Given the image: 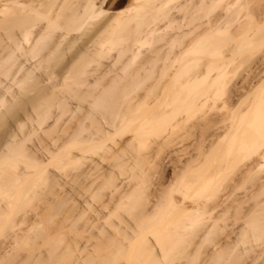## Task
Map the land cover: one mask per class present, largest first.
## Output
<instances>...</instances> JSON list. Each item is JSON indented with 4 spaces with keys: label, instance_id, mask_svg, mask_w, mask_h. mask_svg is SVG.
Wrapping results in <instances>:
<instances>
[{
    "label": "bare ground",
    "instance_id": "6f19581e",
    "mask_svg": "<svg viewBox=\"0 0 264 264\" xmlns=\"http://www.w3.org/2000/svg\"><path fill=\"white\" fill-rule=\"evenodd\" d=\"M251 2L252 0H110L106 3L107 5L105 7L98 8L99 6L96 7L98 2L94 3L90 2V0H0V78L1 76L2 78L5 76L4 79L6 80L10 78V83L11 80L13 82L19 74H23L25 76L24 78L28 76L27 78L30 80L35 77H47V90L42 95V99H44L43 105H45V112L43 111V113L45 115L41 120H43L42 123L44 124L50 121L49 119H54V122H57L59 119L67 117L68 114L70 115L67 118L71 119L72 116H77V112H84L81 119L79 116L77 117L80 120L76 127L70 126V128H67L68 130H71L70 132L68 131L65 133L64 131H67V129L62 130V133H65L64 137H60V142L62 141L63 143H61L62 149L64 148V145L75 142H89L86 146L96 144L97 148H101L106 145V142L112 138V136L121 135L125 133V131L132 132V135H134L135 138L136 136H142L143 138L145 136L150 137L149 135L151 134H149V132L152 128L154 130L153 126L161 123L164 124V126L171 125L169 129L174 133L176 132L178 138L180 137L181 139L182 137V139H185V141L187 140L188 142L198 127H206V122H214V115L218 114L219 116L218 112L222 108L226 105L231 106L230 108L226 107L229 108L228 110H230L231 113H226L224 116L221 115L223 116V118L221 117L220 123L222 125L219 126V124H217L220 129H223V132L220 134L217 133L215 136L213 135L214 137L212 139L207 136L210 140H208V143L204 142V145L207 144L205 145L206 152L212 150L211 154L213 153V156L208 159L210 162L208 168L214 170V175L209 176L211 178H206V175L204 177L203 172H201L203 173L202 176H200V173V177H196V180H198V178H200L199 180L202 179L201 186L202 189L205 190V187H207L213 180L215 181L219 176L222 177V174L225 173V171L229 172L232 170L233 172V169H236V167L239 168L240 165L246 166L248 170L250 167L249 171L251 174L252 170L264 168V76L259 78V75L256 74L260 69L258 67H255L258 69L257 72L255 69L254 72L256 73H244L243 75L240 72V70L242 71L243 69V64L241 63L235 65L233 75L231 69L232 66L236 64L232 59L241 54H237L235 50L237 51L240 48V50H242L244 46H247L245 48H249L253 45H251V43L255 40L258 41V39H264V27L261 26L262 21L258 22V19L256 20V18H259V13H255V9L252 10V6L250 7V5L254 3ZM110 11L113 12L111 14L112 16L103 19ZM252 13H255L257 17H255L254 14L252 15ZM241 14H243L242 17ZM249 15L251 19H249ZM261 15L264 16L263 10ZM243 17L244 20L246 17L248 19L247 21L249 22L250 20V22L244 23V20H242ZM252 19L256 20L255 23L253 22L254 20L251 21ZM260 19H263L264 21L263 17ZM258 61L254 63L256 66L260 65L257 64ZM261 61L264 62V60ZM251 71L253 70H250V72ZM167 75L170 77L167 78ZM58 77H61V81L56 82ZM167 79L168 81H166ZM259 80L263 81H260V83L258 82ZM17 83L18 81L15 80V84ZM20 83L22 82L20 81L17 85L24 89V87H22L24 86V83L23 85ZM37 84V80L28 81L26 87L35 88ZM0 85H2V81H0ZM6 88V92L11 90L10 87ZM11 95H13L12 92ZM3 97V95L0 96V107H3L5 103H7V99ZM11 98L13 97L11 96ZM36 107H38V105L35 106V108ZM236 107L239 108L238 112L233 110ZM53 108H56V110L54 111ZM158 108H161L162 111L155 113V109ZM38 109L41 111V108ZM197 112L198 114H196ZM199 112L201 114L203 113L205 118H201L202 120L197 123L195 122V124L192 123L193 126L189 127L191 122H193L192 120L194 117L197 119L200 117ZM247 114L253 115V118L251 120L244 118ZM224 119L227 122H225ZM65 123H67V121ZM47 129L51 130V128ZM53 129L54 128H52V130ZM162 129L164 130V128ZM56 130L57 133L56 131L50 133L58 134V129ZM200 130L204 131L203 129ZM165 133L166 132H164V134ZM43 135L41 138H43ZM46 135L49 136V133ZM61 135L63 136V134ZM22 141L25 142L24 140ZM185 141L183 140L182 142ZM57 142H59V140L55 142L56 144H59ZM138 143L142 144V142ZM23 144L25 145V143ZM56 144V147L54 146L55 148H57ZM22 145H18L17 147L14 146L15 148L10 152L12 155L0 159V229L9 224L7 222H10L9 218L14 214L17 217H11L10 219H14L12 220L14 222H12V225H9L11 226L12 231L13 228H16L14 231L17 229L18 231L22 230L19 229L18 225L21 224V222H27L29 214L31 216L32 213H30L29 206L32 204V201L34 202L35 200L43 203V205H40V207H42L41 209L39 207H37L36 210L32 208V211H34L33 215H36L34 217L37 218L39 216L38 218L44 217L43 219H49L51 218L49 216H51L52 213L49 215V212L47 211H53L54 207L57 208L58 204L56 203L61 201L58 200V198L62 199L60 198L61 194L59 196V192L57 191V193L53 189L59 184L58 176L55 177L57 174L52 176L47 173L45 174V170L42 167L44 164L42 158L37 157L38 155L34 156L29 154L26 147H23ZM81 148L83 147L81 146ZM115 148L118 149L117 147ZM58 150L56 149V151ZM73 150L74 149H72V151ZM77 150L80 151V149ZM46 151L50 152L49 149ZM60 151V154H64V152L62 153V150ZM113 151L114 150H112V152ZM51 152L53 151L51 150ZM69 152H71V150ZM206 152H204V154ZM57 154H59V151ZM73 154H68L66 157L58 155L59 157H62V160L59 161L60 163H58V165H60L57 170L66 174L72 173L71 175H65L66 178L68 177L73 180L78 177V180H81L80 177L85 175V171H82L81 169L79 172L74 171L78 168L77 166L82 165V163L86 161L82 160V158V162L79 163L81 160H78L77 156H73ZM254 154L256 157L253 156ZM218 157H223V159H219ZM22 158L28 160H24L26 166L29 164L28 167L37 169L34 173V175L36 174L35 181L33 180L29 185H26L25 183L26 187L24 188L22 186L24 189L19 187L23 180L20 179L21 182L18 183L19 178H21L19 176L22 175L17 172L18 170H15V166L17 165L14 166L12 162H16L15 159L21 162ZM186 160H188V158H186ZM10 161L12 163H10ZM9 163L13 166H10ZM88 163L86 164L88 165ZM7 166H9L8 169L15 167L10 169V171H14L13 173L10 172L12 174L4 169ZM89 168L90 167H88L87 170ZM180 171L182 170L180 169ZM164 172L167 176V171H163L162 174H164ZM238 172L241 171L238 170ZM184 173H186V171H182V176L180 175L181 177L176 173L179 178H174L173 181L175 182L174 184L172 183L169 185L170 189L166 187V189L170 190V200L165 204V209L163 210L162 208L163 211H160V209L156 216L149 214V212L147 213V211V214L141 216L140 227L142 232L146 231L144 237L151 236L154 238L155 242L149 240V238V241L139 245L138 248L141 238L138 237V239L135 240L134 236L128 234L132 237H128L127 244L129 245L128 247L125 246L127 247V250L123 255L126 264H160V262L162 264V262L167 261V259H171L168 261L169 264H171L172 261H174L175 264H187L184 263L186 262L184 261V257L180 256H183L186 253L188 254L190 248V255L196 257L195 261L192 262L193 264H264V214L259 215L261 211L264 213V206H261L263 199H258V197L263 195V191L261 192V189H259V191H257L256 194H253V196L248 195L250 192L246 193L245 195L249 197L248 203L250 204L247 207H244L243 205V207L240 206L242 202L239 201L240 196L238 201H236L239 205H235V203L231 202L232 204L228 203L229 205L225 207L224 202L227 201H225L224 196L228 190L227 186L230 185H221L222 187L220 189L218 188V193L215 192L217 188L216 190L213 188L215 190V195H213L214 192L211 191L212 196L209 194L210 198L201 203L193 199L194 196L192 198L191 195L194 193H190L189 195L188 191L191 187L193 188L195 180L191 183L189 182L190 180H186L187 182L184 181V175H186ZM259 175L260 174H257L256 177L250 175L252 176L250 179L247 176L244 177L241 175L243 178L239 176L234 182H237V186H239L242 183L249 181L252 186L256 187V180L260 181V179L264 178ZM185 177H187V175ZM71 179L70 181L72 182ZM162 179L163 180L160 181L164 182L165 174ZM245 179L248 180L246 181ZM82 180H84V177ZM232 181L233 180H231V182ZM81 183L82 181H80V184ZM82 184L81 188L83 189L84 185ZM157 184L161 185L158 182ZM4 187L7 189H16V191H14V189L12 190L17 193H15L16 196H14L15 194H13L12 191L11 195L14 196V198H12L11 195H5V193H3V189H5ZM74 189L72 191H74ZM256 189L258 188L256 187ZM8 190L10 192V189ZM23 190L24 192H22ZM21 192L25 195H21L22 198L27 201L19 198L20 194L18 193ZM141 192L142 194L139 195L142 196L145 191L142 190ZM146 194L145 196L148 195ZM150 194L152 193H149V198L151 197ZM176 195L180 196V198H177ZM55 196H58V198L55 199ZM227 197L228 195L226 198ZM154 199L158 202L156 198ZM20 200H23V202H19ZM146 200H144L143 203L146 204ZM187 202H190L193 206L188 207ZM121 206L122 205H120V208ZM125 210L126 209H124V211ZM221 213H223V215H221ZM140 214H142V211ZM33 215L31 217H33ZM205 215H208L209 217L206 218ZM248 216H250V219L246 221L249 222L247 224H251V226H249V228H241V222L244 221V219H247ZM42 218L41 220H43ZM65 220L66 219H64V221ZM145 221L147 222L146 224ZM203 221H205V223H203ZM3 222H6L5 226L3 225ZM55 222L57 224L58 221ZM73 223L74 222H72V225ZM201 223L203 225H201ZM61 225H63V223ZM61 225H59V228ZM68 225H70V222L67 226ZM74 226L76 225L74 224ZM61 227L64 228V226ZM55 228L52 230L57 232V229ZM104 228L106 230V227ZM3 231L4 230L2 229L0 232ZM124 231L125 230L123 229V232ZM57 233H59V231ZM47 234L50 236L48 232ZM9 235L12 236V234ZM8 236H6V238ZM10 236L5 243L12 239ZM51 236L53 235L51 234ZM99 236H101V234ZM108 236L109 234L106 237ZM112 236H114V234ZM15 237L13 235V239ZM37 237L41 236L37 235ZM68 238L70 239V237ZM22 239H26V237ZM2 240L4 239L2 238ZM29 240L25 243H29ZM39 240H41V238ZM75 240L76 239H71L72 242H75ZM122 240H124V238ZM122 240L121 243H123ZM66 241L67 240H64V243ZM0 242L1 255V252H3L4 249L7 251L8 246H3V244H5L4 241L3 244L2 241ZM14 242L12 241V245L17 243L14 244ZM41 242H43V240ZM72 242L70 244H72ZM74 242L72 247L75 246L74 244L77 246V243L78 245L82 244H79L78 239L77 243ZM20 243L17 244L16 248L20 247L18 246L21 245ZM98 243L101 244V242ZM102 243H104V241ZM58 244H60V242H58ZM62 244L63 243L60 245ZM100 244L99 246L101 247L102 245ZM187 244L191 245V247L189 248ZM28 246H30V244H28ZM99 246L97 248H100ZM123 246L119 247L116 252L114 251V254L121 252L120 250L124 251L125 249H122ZM24 247L26 248V246ZM81 249L83 250V248H80V251H82ZM85 249L87 250V247ZM72 250L74 249H71V251ZM113 250H116V248L114 247ZM113 250L110 249L109 252H112ZM51 251L53 252V248L50 252ZM104 251H106V249H104ZM42 252L41 256H45V254L42 255ZM69 252L70 251H68V253ZM99 252L100 255H105L102 254L101 251H98V253ZM7 254L6 252L5 254L2 253L3 256ZM90 254L92 253L90 252ZM96 255L94 258H96ZM51 256L52 259L57 257L56 255L53 256L50 254L48 259L41 260L44 263L49 264ZM69 256L72 257L71 255ZM90 256L87 258H91L92 260V257ZM115 256L116 255H114V257ZM176 256L180 258H176ZM191 256H189V258ZM100 257L101 256H99V259ZM7 258H9V256ZM63 258L59 259L63 261ZM87 258L86 260L84 259L85 261L81 260L87 262ZM106 258L108 259V257ZM65 259L64 261L68 260ZM17 260L20 261L19 259ZM57 260L58 259H56V261ZM111 260L109 262L110 264L114 261ZM36 261L37 260H35V262ZM2 262L4 261L2 260ZM2 262L0 261V263ZM38 262L40 264V261ZM73 262L75 261H72V263ZM77 262H79V260L76 261V263ZM89 262L87 263L90 264ZM61 263L63 264V262ZM61 263L59 262L58 264ZM55 264H57V262Z\"/></svg>",
    "mask_w": 264,
    "mask_h": 264
},
{
    "label": "rangeland",
    "instance_id": "374dc122",
    "mask_svg": "<svg viewBox=\"0 0 264 264\" xmlns=\"http://www.w3.org/2000/svg\"><path fill=\"white\" fill-rule=\"evenodd\" d=\"M102 1V2H101ZM105 1V2H104ZM108 1L110 0H90V2H98V4L96 5L99 6L98 8L100 7H105L108 3ZM251 3H254V4H251ZM250 4V7L253 9H255L254 11H256L255 13H259L258 17L259 18H256V20L258 22H261L263 21V19H260V18H264L262 14V10L264 11V0H252ZM261 3V4H260ZM258 4V5H257ZM249 7V8H250ZM254 7V8H253ZM250 8V9H251ZM239 9V8H238ZM262 9V10H261ZM259 10V11H258ZM258 11V12H257ZM261 11V12H260ZM244 12V11H243ZM113 12L110 11L108 14H106L104 16L103 19H107L108 16H112ZM255 13H252V15L254 14L255 17H257V15H255ZM243 14H241V17H242ZM246 16V15H245ZM252 16V17H254ZM249 19H251L250 15H249ZM244 20V17L243 19ZM241 20V21H242ZM246 20V21H245ZM245 20L243 21L244 23H249L247 21L248 19L245 17ZM254 20V21H253ZM255 19H252L251 21H253L255 23L256 21ZM264 37V36H263ZM240 38V36H239ZM262 40V41H261ZM258 39L255 40L253 43H251V47L249 48H245L247 46H244L242 48V50H235V52L240 55L238 56H235L232 60L235 61L236 64H234L232 66V75H233V71L235 70V65L241 63L243 64V69L242 71L240 70V72L244 75L245 74H251L255 71L256 69V72H257V68L255 67H258L260 68L258 71L259 72H254L256 73L257 75H259V78L260 77H263L264 76V62L261 61V60H264V39ZM250 45V44H249ZM245 49V50H244ZM235 53V54H236ZM232 56V55H231ZM257 59V60H256ZM259 60V61H258ZM253 61V62H252ZM257 62V64H260V65H255L254 63ZM261 61V63H260ZM255 65H253V64ZM253 65V66H251ZM262 65V66H261ZM253 67V69H252ZM263 68V69H262ZM234 69V70H233ZM250 70H253L250 72ZM262 70V71H261ZM231 75V76H232ZM4 76V75H3ZM25 76L22 74H19L17 77H16V81H18L17 84H19V82L21 81L23 85L24 83V89L23 88H20L21 86L15 84V80H11V82L9 83L10 81V78L9 79H4L5 76L2 78H0V81H2V85H0V96L3 95L5 97V99H7V103H5V105L3 107H0V159L2 157H6V156H9V155H12L10 152L12 151L13 148L17 147L18 145H22L23 143H25V145L23 144L22 146L26 147L27 149V152L31 155H38L37 157L39 158H42V162L44 163L43 164V169L45 170V174L47 173L48 175H54V174H57L55 177L58 178V183L55 188H53L56 192L58 191L59 192V196L60 198L62 199H59L58 196H55V199L58 198V200H61V201H56L58 204L57 205V208L54 207L53 208V211H47L49 212V215L51 214V218L47 219H43L42 217L40 218H36L34 216L36 215H33V212L32 211L34 208V210H36L37 207H39L40 209L42 207H40V205L42 206L43 203L41 202H38V201H32V204L29 206L30 208V213H31V216L33 215V217L28 216V220H27V224L24 222L21 224H19V229H22V230H19L18 229L16 230L17 232H20V233H17L16 231H14V229L16 228H13V231L16 232L14 233L12 231V228L9 224L12 225V220L14 219H10L11 217H17L15 216L14 214L11 215V217L9 218L10 222L6 221L7 223V228L6 227H3L2 229L4 230L3 232H0L1 236L0 235V238L2 241V244H3V241L4 243L6 242L7 238L9 239V234H12V239L8 242H11V243H5L3 244V246L7 245V251L4 249L3 252H1V262L2 260L4 262H2L3 264H39L38 261H40V264H43L44 262L41 260V259H48L49 258V255L52 254L53 256H57L55 259H52V256L50 257V262H53L51 264H55L57 262V264L60 262H63L64 263H67L69 262V264L72 263V261H75L73 262L72 264H82L87 257H92V260L91 258H87V262H89L90 264H108L111 261L112 264H126V260H125V257L123 256L124 253L126 252L127 250V247L129 244L128 243V237H132L134 236L135 240L139 238H141V241L139 242L138 244V248H139V245L141 244H144L146 243V241H149V240H152L155 242L154 238L151 237V236H145L144 237V234L146 233V231L142 232V229H141V216L143 214H147L149 212V214H152V215H157V213L160 211H163L166 207L165 204H167L168 200H170V190L166 189L169 188L170 189V184H174L175 179H178L179 177H181L182 175V171H186V174L187 177H185L186 175H184V181H189L190 183L191 182H194V185H193V188L191 187V189H189V195L190 193L193 194L191 195L192 198L194 196L193 199H195L196 201L198 202H204L206 201L208 198H210V196H212V192H214L217 188V190L215 191L216 193L219 192V189L222 187V186H226L227 184L230 185V186H227V191H226V194L228 195V197L226 198V194H225V201L227 202H224L225 203V207H227L229 204L228 203H235L238 204V198H239V201L241 202L240 206L241 207H247L248 205H250L248 203V199L249 197L246 196L245 194L246 193H249L248 195L250 196H253V194H256L257 191H259V189H261L260 191L262 192L263 191V195L261 197H258L259 200H262V205L261 206H264V168H261V169H256V170H252V174L250 173V167H249V170L248 168H246V166L244 165H240L239 168L243 169H239L236 167V169H233V172L232 170H230L229 172L225 171V173L222 174V177L219 176V178L215 179V181L213 180L211 183H212V186H211V183L205 187L206 189L203 190L202 189V186H201V180H199L200 178H198V180H196L199 176V174L201 172L204 173V177L206 175V178H211L209 176H213L214 174V170L208 168L209 167V164L210 162L208 161V159L210 157H212L213 153L211 154V151H208L206 152V149H205V144L204 145V142L205 143H208V140H210V138L212 139L215 134H220L223 132V129H220L217 124L222 125L220 124L221 123V117L223 118V116L226 114V113H231L230 110H228L231 106H225L224 108H222L218 113H219V116L218 114L217 115H214L213 119L215 120L214 122H206V127L205 126H202V128L198 127L197 130L193 133L194 135L192 136V138L187 142V140L185 141V139H180V137L178 138L176 132H172L171 129H169L171 127V125H165L164 124H156L154 125V130L153 128L151 129V133L149 132V135L150 137L148 136H145L144 138L142 136H136V138L134 137V135H132L133 133L132 132H128V131H125V133L121 134V135H114L112 136V138H110L107 142H106V145L104 147H98L97 148V145L94 144V145H91V146H86L88 145L89 142H75V143H69V144H66L64 145V150L62 149V141L60 142V137H64L65 133L66 132H70L71 130H68L67 128H70V126H73V127H76L78 125V121L81 119V117L83 116L84 112H77V116H72V118H67L69 117L70 114H68L67 117H63L61 119H59L57 122H54L55 120L53 119H49L50 121H48L47 123H42L43 120V116L45 115L43 113V111L45 112L44 108H45V105H43L44 103V99H42V95L43 93L46 92L47 90V86H46V81H47V77L43 76V77H39V78H31V80L29 78H24ZM170 77L169 75H167V78ZM18 78V79H17ZM24 78V79H23ZM41 78V79H40ZM2 79V80H1ZM20 79V80H19ZM34 79V80H33ZM166 79V78H165ZM5 80V81H4ZM37 80V86L35 88H32V87H26V84L28 81H35ZM170 80V79H169ZM7 81V82H6ZM61 81V77L57 78V81ZM168 81V79L166 80ZM261 80H259L258 82H260ZM263 81V80H262ZM261 81V82H262ZM5 82V83H3ZM45 82V83H44ZM171 82V81H169ZM260 82V83H261ZM9 83V84H8ZM12 83V84H11ZM259 83V84H260ZM7 84V85H6ZM6 85V86H5ZM15 85V86H14ZM40 85V86H39ZM18 86V87H17ZM6 87H10L11 90L6 92L5 89H7ZM17 87V88H16ZM14 88V89H13ZM20 88V89H19ZM26 89V90H25ZM2 90V91H1ZM13 90V91H12ZM45 90V91H44ZM51 90V89H50ZM5 91V92H4ZM34 93H33V92ZM11 92L13 93V95H11ZM2 93V94H1ZM9 93V94H8ZM7 96V97H6ZM11 96L13 98H11ZM3 97V98H4ZM15 98V99H14ZM23 98V99H22ZM9 99V100H8ZM18 100V102H17ZM40 102V103H39ZM11 103V105H10ZM9 104V105H8ZM35 108V106H37ZM41 105V106H40ZM161 107V106H160ZM223 107V106H222ZM226 107H229V108H226ZM38 108H41V111L40 109ZM163 108V107H162ZM37 109V110H36ZM54 111L56 110V108H53ZM7 110V111H6ZM156 111H154L155 113L156 112H160L162 111L161 108H158V109H155ZM235 112H238L239 111V108L236 107L235 109H233ZM6 112V113H5ZM35 112V113H34ZM58 112V111H57ZM35 114V115H33ZM198 114V112L196 113ZM199 112V118H195L192 120L193 122H191V125H189V127L193 126V124H195V122L197 123L198 121H201L202 119L201 118H205V115L202 113ZM223 115V116H221ZM80 117L77 118V117ZM198 116V115H197ZM5 117V118H4ZM38 117V118H37ZM220 117V118H219ZM75 118V119H74ZM78 120H77V119ZM217 118V119H216ZM244 118H247L248 120H251L253 118V115H250V114H247L244 116ZM66 119V120H65ZM70 119V120H69ZM225 120V119H224ZM53 121V122H51ZM67 121V123H65ZM71 121V122H70ZM37 122V123H36ZM62 122V124H61ZM88 122V121H87ZM225 122H227L225 120ZM224 122V123H225ZM54 123V124H53ZM65 123V124H64ZM193 123V124H192ZM48 124V125H47ZM52 124V126H51ZM205 124V123H204ZM227 124V123H226ZM225 124V125H226ZM43 126V127H42ZM56 126V127H55ZM156 126V127H155ZM158 126V128H157ZM205 127V128H203ZM218 127V128H217ZM44 128V129H43ZM47 128H51V130L49 131ZM52 128H54L52 130ZM60 128V129H59ZM64 128V129H62ZM164 128V130L162 129ZM211 128V129H210ZM42 129V130H41ZM58 129V134L57 133V130ZM67 131H64L65 133H62V130H66ZM72 129V127H71ZM157 129V130H156ZM169 133H168V131ZM200 129H203L204 131L200 130ZM32 130V131H31ZM45 130H48V131H45ZM61 130V131H60ZM159 130V131H158ZM38 131V132H37ZM55 132L56 133H50V132ZM202 131V132H201ZM208 131V132H207ZM127 132V133H126ZM156 132V133H155ZM164 132H166L164 134ZM23 133V134H22ZM44 135H43V134ZM49 133V136H47L46 134ZM171 133V134H170ZM196 133V134H195ZM25 134V135H24ZM43 135V138L42 135ZM63 134V136L61 135ZM167 134V135H166ZM41 135V136H40ZM47 137H46V136ZM51 135V136H50ZM55 135V137H54ZM61 135V136H59ZM130 135V136H129ZM169 135V136H168ZM172 135V136H171ZM206 135V136H205ZM212 135V136H211ZM214 135V136H213ZM45 136V137H44ZM123 136V137H122ZM210 138H208V137ZM30 137V138H29ZM53 137V138H52ZM59 137V138H58ZM119 137V138H118ZM134 137V138H133ZM139 139H138V138ZM173 137V138H172ZM195 137V138H193ZM19 138V139H18ZM29 138V140H28ZM41 138V139H40ZM58 138V139H57ZM177 138V139H175ZM131 139V140H130ZM166 139V141H165ZM175 139V140H174ZM207 139V140H206ZM22 140H24L25 142H23ZM57 143L59 144H56L55 142L58 141ZM185 141V142H182V141ZM204 140V141H203ZM29 141V142H28ZM44 141V142H43ZM118 143H117V142ZM121 141V143H120ZM12 142V143H11ZM138 142H142V144L138 143ZM179 142V143H178ZM21 143V144H19ZM44 143V144H42ZM62 143V144H61ZM161 143V144H160ZM173 143V144H172ZM186 143V144H185ZM12 144V145H11ZM34 144V145H32ZM39 144V145H38ZM50 144V145H49ZM54 144V145H53ZM55 144L57 145V148H55ZM115 144V145H114ZM121 144V145H120ZM184 144V145H182ZM204 146H203V145ZM32 145V146H31ZM69 145V146H68ZM83 148H81V146ZM84 145V146H83ZM114 145V146H113ZM15 146V147H14ZM40 146V147H39ZM42 146V147H41ZM47 146V147H46ZM55 146V147H54ZM67 148H66V147ZM107 146V147H106ZM113 146V147H112ZM171 146V147H170ZM190 146V147H189ZM39 147V148H38ZM46 147V148H44ZM50 147V148H49ZM53 147V148H52ZM74 147V148H73ZM80 147V148H79ZM84 147H87V148H84ZM115 147H117L118 149H116ZM142 147V148H141ZM32 148V149H31ZM35 148V149H34ZM44 148V149H43ZM55 148V149H54ZM76 148V149H75ZM103 148V149H102ZM108 150H107V149ZM169 150H167V149ZM187 148V149H186ZM38 149V150H37ZM50 150L49 151H46V150ZM56 149L59 151V154L58 151H56ZM67 149V150H66ZM72 149H74L72 151ZM77 149H80V151H78ZM85 149V150H84ZM162 149V150H161ZM164 149V150H163ZM171 149V150H170ZM204 149V150H203ZM43 150V151H42ZM51 150L53 152H51ZM62 150V153L64 152V154H60ZM71 150V152H69ZM82 150V151H81ZM90 150V151H89ZM112 150H114L112 152ZM134 150V151H133ZM182 150V151H181ZM202 150V151H201ZM5 153H4V152ZM34 151V152H33ZM36 151V152H35ZM38 151V152H37ZM56 151V152H55ZM105 151V152H103ZM108 151V152H107ZM110 151V152H109ZM169 151V152H168ZM7 152V153H6ZM81 152V153H80ZM100 152V153H99ZM112 152V153H111ZM189 152V153H188ZM202 152V153H201ZM204 152L206 153L204 154ZM33 153V154H32ZM40 153V154H39ZM66 153V154H65ZM75 153V154H73ZM77 153V154H76ZM108 153V154H107ZM201 153V154H200ZM53 154V155H52ZM72 155L73 156H77V159L78 160H84L86 162H83L82 165H79L77 166L79 168H74L75 171L74 172H79V171H85V175L83 176L84 177V180L83 177L81 176V180L79 179L78 180V177L77 178H74L73 180L71 178H66L65 175H71L72 173L70 174H66L64 172H61L58 169L59 165L58 163H60L59 161L62 160V157H66L67 155ZM103 154V155H102ZM111 154V155H109ZM190 154V155H189ZM209 154V155H208ZM41 155V156H40ZM57 155V156H56ZM58 155H63L62 157H59ZM99 155V156H98ZM201 155V156H200ZM51 156V157H50ZM53 156V157H52ZM79 156V157H78ZM91 157V160H90V157ZM101 156V157H100ZM106 156H107V159H106ZM111 156V157H110ZM190 156V157H189ZM254 157H256V155L254 154L253 155ZM252 156V157H253ZM94 157V158H93ZM105 157V158H104ZM167 157V158H166ZM192 157V158H191ZM200 157V158H199ZM204 157V158H202ZM251 157V158H252ZM20 158V157H19ZM86 158V159H85ZM102 158V159H100ZM186 158H188V160H186ZM206 158V159H205ZM219 159H223V157H218ZM258 158V157H257ZM257 158H253V159H257ZM65 159V158H63ZM218 159V160H219ZM252 159V160H253ZM28 161L26 158H22L21 159V162L18 160L15 159L16 162L12 161L13 162V165H17L13 168H15V170L20 173L22 176H19L21 178H19V182H21V180H23L19 185V187H26V185H29L31 182H33V180L35 181L36 179V174L34 175L35 171L37 169L35 168H30L28 167L29 164H27L26 166V163L25 161ZM79 161V163L82 162ZM95 164H94V162ZM167 160V162H166ZM182 160V161H181ZM206 160V161H205ZM251 160V161H252ZM190 161V162H189ZM250 161V162H251ZM10 161V163H12ZM90 162V163H88ZM93 162V163H92ZM183 162V163H182ZM191 162H192V165H191ZM249 162V160H248ZM9 163L10 166H13ZM16 163V164H14ZM29 163V162H28ZM78 163V164H79ZM90 167L88 170L87 168ZM88 163V165L86 164ZM90 164V166H89ZM159 164V165H158ZM177 164V166H176ZM204 164V166H203ZM8 165V164H7ZM161 165V166H160ZM181 168H180V167ZM200 166V167H199ZM9 166H7L6 168H4L5 170H8V172H12V170L10 171V169L12 168H9ZM170 167V168H169ZM186 167V168H185ZM191 167V168H190ZM198 167V168H197ZM12 168V169H13ZM83 168H86V169H83ZM164 168V169H163ZM169 168V169H167ZM190 168V169H188ZM81 169V170H80ZM177 169V170H176ZM180 169L182 171H180ZM188 171H187V170ZM192 169V170H191ZM198 169V170H197ZM205 169V170H204ZM247 169V170H246ZM174 170V171H173ZM178 172H176V171ZM195 170V171H193ZM207 170V172H206ZM209 170V172H208ZM241 171V172H238ZM247 172H245V171ZM48 171V172H47ZM160 171V172H159ZM163 171H167V176H166V173L164 172L165 174V179H164V182L163 181H160V180H163L162 177L164 174ZM14 172V171H13ZM12 172V173H13ZM89 172V173H87ZM188 172V173H187ZM198 172V173H197ZM221 172V171H220ZM219 172V173H220ZM10 173V174H12ZM179 177H178V175ZM194 173V174H193ZM203 173H201L200 176L203 175ZM206 173V174H205ZM211 173V174H210ZM222 173V172H221ZM220 173V174H221ZM230 173V174H229ZM87 174V175H86ZM162 174V175H161ZM192 174V175H191ZM226 174V175H225ZM247 174V175H246ZM253 175V176H257V174H260L259 176H262L263 179H260L259 180H256V187L258 189H256L255 186H252L250 184L249 181H247L248 179H245L247 182H244L242 183L241 185L237 186V182H234L237 178H239V176L241 177L244 176V177H248L249 179L252 177L250 175ZM256 174V175H254ZM173 175V176H172ZM181 175V176H180ZM224 175V176H223ZM228 175V176H227ZM232 175V176H231ZM238 175V176H237ZM249 175V176H248ZM61 176V177H60ZM176 176V177H174ZM191 176V178H190ZM199 176V177H200ZM227 176V177H226ZM230 176V177H229ZM258 176V177H259ZM7 177V176H6ZM23 177V178H22ZM155 177V178H154ZM159 177V178H157ZM190 179H189V178ZM229 177V178H228ZM232 177V178H231ZM60 178V179H59ZM168 178V179H167ZM186 178V179H185ZM243 178V177H241ZM260 178V177H259ZM21 179V180H20ZM70 179L72 180V182L70 181ZM146 179V180H145ZM226 179V180H225ZM229 179V180H228ZM25 180V181H24ZM57 180V179H56ZM62 180V181H60ZM143 180V181H142ZM171 180V181H170ZM193 180V181H192ZM211 180V179H210ZM228 180V181H227ZM231 180H233L232 183ZM27 181H28V184H27ZM80 181H82V185H84V188L82 189L81 188V184H80ZM84 181V182H83ZM186 181V182H187ZM227 181V182H226ZM243 181V179H242ZM259 181V182H257ZM160 183L161 185L157 184ZM163 182V183H161ZM170 182V183H169ZM188 182V183H189ZM26 183V185H25ZM77 183V184H76ZM85 183V184H84ZM156 183V184H154ZM224 183V184H223ZM260 183V184H259ZM263 183V184H262ZM74 184V185H73ZM76 184V185H75ZM79 184V185H78ZM244 184V185H243ZM154 185V186H153ZM165 185V187H164ZM199 185V186H198ZM222 185V186H221ZM259 187H258V186ZM261 185V186H260ZM75 188H73V187ZM145 186V187H144ZM201 186V187H200ZM217 186V187H216ZM237 186V187H236ZM244 186V187H243ZM22 187V189H24ZM78 187V188H77ZM83 187V186H82ZM163 187V188H162ZM198 187V189H197ZM212 187V188H211ZM242 187V188H241ZM5 189L3 193H5V195H11V193L13 192V194H15L16 192V189H14V191H12L13 189L12 188H8L10 189V192L9 190L4 187ZM16 188V187H15ZM210 188V189H209ZM215 190H214V189ZM219 188V189H218ZM229 188H230V191H229ZM237 188V189H236ZM251 188V189H250ZM74 189V191H72ZM82 189V190H81ZM150 189V190H149ZM213 189V190H212ZM240 189V190H239ZM256 191H254V190ZM5 190H8V191H5ZM66 190V191H65ZM72 192H71V191ZM78 190V191H76ZM144 190L145 193L143 192V197L139 194H142L141 191ZM147 190V191H146ZM232 190V191H231ZM12 191V192H11ZM198 191V192H197ZM212 191V192H211ZM218 191V192H217ZM248 191V192H247ZM1 192V193H2ZM10 194H9V193ZM24 192V190L22 191ZM18 193L20 194L19 198L20 199H23L22 196H25L23 193ZM57 192V193H58ZM67 192H68V195H67ZM76 192V193H75ZM215 192L213 193V195H215ZM235 192V193H234ZM245 192V193H243ZM8 193V194H7ZM65 193V194H64ZM82 193V194H81ZM148 195H147V194ZM149 193H152L150 194V198H149ZM163 193V194H162ZM17 194V193H16ZM16 194L14 196H16ZM77 194V195H76ZM79 194V195H78ZM145 194L148 196H145ZM160 196H159V195ZM165 194V195H164ZM202 194V195H200ZM210 194V196H209ZM224 194V193H223ZM233 194V196H232ZM22 195V196H21ZM56 195V194H55ZM156 195V196H154ZM206 195V196H204ZM208 195V196H207ZM14 196L11 195L12 198H14ZM64 196V197H63ZM84 196V197H83ZM145 196V197H144ZM168 196V197H167ZM177 198H180V196L176 195ZM238 196V197H237ZM66 197V198H65ZM230 197H231V200H230ZM139 198V199H138ZM144 198V199H142ZM149 201H147L146 200ZM157 199L158 202L155 201V199ZM161 198V199H160ZM164 198V199H163ZM198 198V199H197ZM203 198V199H202ZM205 198V199H204ZM235 198V199H233ZM242 198V199H241ZM246 198V199H245ZM141 199V200H140ZM150 199V200H149ZM241 199V200H240ZM25 200V199H23ZM23 200H20L19 202H23ZM64 200V201H63ZM121 200V201H120ZM135 202H134V201ZM146 200V204L143 203V201ZM230 200V201H229ZM233 200V201H232ZM27 201V200H25ZM152 201V202H151ZM162 201V202H161ZM60 202V203H59ZM120 202V203H119ZM151 202V203H150ZM154 202V203H153ZM165 202V203H163ZM197 202V203H198ZM26 203V202H25ZM137 203V204H136ZM148 203V204H147ZM231 203V204H232ZM247 203V205H246ZM260 203V204H261ZM145 204V205H144ZM159 204V205H158ZM117 205V206H116ZM120 205L121 208H120ZM127 205V206H126ZM187 205L188 207H192L193 205H191L190 202H187ZM191 205V206H190ZM239 205V204H238ZM243 205V206H242ZM36 206V207H35ZM46 206V205H44ZM56 206V205H55ZM60 206V207H59ZM135 206V207H134ZM117 207V208H116ZM119 207V208H118ZM123 207V208H122ZM147 207V208H146ZM150 207V208H149ZM160 207V208H159ZM134 208V209H132ZM142 208V209H141ZM146 210H145V209ZM163 208V210H162ZM39 209V210H40ZM124 209H126L124 211ZM52 210V209H51ZM145 210V211H144ZM153 210V211H151ZM158 210V211H157ZM38 211V210H37ZM142 211V214H140ZM147 211V213H146ZM100 212V213H99ZM151 212V213H150ZM155 213V214H154ZM36 214V213H35ZM72 214V215H71ZM258 214V213H257ZM256 214V215H257ZM261 214H264L263 211H261L259 213V215ZM75 215V216H74ZM221 215H223V213H221ZM48 216V215H47ZM45 216V217H47ZM67 216V218H66ZM65 217V218H64ZM70 217V219H69ZM73 217V218H72ZM206 218H208L209 216L205 215ZM36 218V219H34ZM41 218L43 220H41ZM63 219V220H62ZM64 219H66L64 221ZM68 219V220H67ZM106 219V220H105ZM120 219V220H119ZM250 219V216H248L247 219H244V221H242L241 223V228H249V226H251V224H247L249 222H247L246 220H249ZM40 222H39V221ZM30 221V222H29ZM55 221H58L57 224ZM67 221V223H66ZM131 221V223H130ZM206 221V220H205ZM205 221H203V223H205ZM246 221V223H245ZM6 222H3V225L5 226L6 225ZM33 222V224H32ZM35 222V223H34ZM70 222V225L67 226V224H69ZM72 222L73 225H72ZM140 222V223H139ZM207 222V221H206ZM20 223V222H19ZM38 226H37V224ZM55 223V224H54ZM63 223V225H61ZM65 223V224H64ZM78 223V224H77ZM111 223V224H110ZM125 223V224H124ZM147 222L145 221V224ZM245 223V224H244ZM74 224L77 226H74ZM80 224V225H79ZM117 224V225H116ZM124 224V225H123ZM33 225V226H32ZM36 225V226H35ZM55 225H56V228H55ZM59 225L61 226H64L59 228ZM116 225V226H115ZM201 225H203L201 223ZM244 225V226H243ZM246 225V226H245ZM248 225V226H247ZM10 226V228H9ZM58 226V227H57ZM57 229V232L59 231V233H57L56 231L54 232V230H52L53 228ZM70 227V228H69ZM76 227V228H75ZM106 227V230L105 228ZM9 228V229H8ZM73 228V229H71ZM110 228V229H109ZM131 228V229H130ZM134 228V229H133ZM136 228V229H135ZM0 229V231L2 230ZM7 229V230H6ZM46 229H50V230H46ZM68 229V230H67ZM114 229V230H113ZM123 229L127 232H123ZM33 230V231H31ZM52 230V232H51ZM101 232H100V231ZM139 230V231H137ZM22 231V232H21ZM41 231V233H40ZM50 234V236L47 234V232ZM62 231V232H61ZM65 231V232H64ZM104 231V232H103ZM109 231V232H108ZM129 231V232H128ZM31 232V233H30ZM35 232V233H34ZM43 232V233H42ZM74 232V233H72ZM77 232V233H76ZM139 232V233H138ZM142 232V233H141ZM3 233V234H2ZM45 233V234H44ZM63 233V234H62ZM125 233V234H124ZM17 234V235H16ZM51 234L53 236H51ZM55 234V235H54ZM74 234V235H73ZM82 234V236H81ZM101 234V236H99ZM109 234L108 237H106L107 235ZM114 234V236H112ZM128 234L132 235V236H129ZM9 235V236H8ZM13 235L16 237L13 239ZM38 236H41V237H37ZM44 235V236H43ZM61 235V236H59ZM66 235H69V236H66ZM78 235V236H77ZM97 235H98V238H97ZM117 235V236H116ZM123 235V236H122ZM126 235V236H125ZM143 235V236H142ZM6 236H8L6 238ZM24 236V237H23ZM31 236V237H30ZM48 236V237H47ZM57 236V237H55ZM74 238H73V237ZM81 236V237H80ZM95 236V237H94ZM111 236V237H110ZM125 236V237H124ZM5 237V238H4ZM26 239H22V238H25ZM30 237V238H29ZM70 237V239L68 238ZM80 237V238H79ZM91 237V238H90ZM114 237V238H113ZM145 239H144V238ZM2 238L4 240H2ZM17 238V239H16ZM28 238V239H27ZM31 238H34V239H31ZM41 238V240H39ZM61 238V240H60ZM66 238V239H65ZM86 240H84V239ZM95 238V239H94ZM100 238V239H99ZM111 238V240H110ZM124 238V240H122ZM150 238V239H149ZM153 238V239H152ZM31 239V240H29ZM36 239V240H35ZM46 239V240H44ZM50 239V240H49ZM71 239H76L75 242L77 243V239H78V242L79 244L81 245H78L77 243V246L76 244H74L75 246L72 247L73 245V242L71 241ZM80 239V240H79ZM83 242H82V240ZM92 239V240H91ZM98 239V240H97ZM104 239V240H102ZM123 243H121V240ZM149 239V240H148ZM17 240V241H16ZM23 242H22V241ZM29 240V243H25ZM43 240V242L47 245H45L43 242H41ZM64 240H67L65 243H64ZM100 240V241H99ZM12 241L14 242V244L16 245H12ZM20 243L21 241V245H18L20 247L16 248L17 247V244ZM35 241V242H34ZM39 243H37V242ZM49 241V242H48ZM63 243L62 245L58 244V242ZM70 241V242H69ZM104 241V243H102ZM52 242V243H51ZM54 242V243H53ZM72 242V244H70ZM74 242V243H75ZM89 242H92V243H89ZM95 242V243H94ZM97 242V243H96ZM98 242H101L98 243ZM114 242V243H113ZM48 243V244H47ZM87 243V244H86ZM111 245H109V244ZM121 243V244H120ZM1 244V242H0ZM28 244H30V246H28ZM33 244V245H32ZM42 244V245H41ZM50 244V245H49ZM56 244V245H54ZM90 244V245H89ZM99 244L102 245L100 248H97ZM105 244V245H104ZM118 244V245H117ZM120 244V245H119ZM125 244V245H124ZM10 245V246H9ZM59 245V246H57ZM69 245V246H68ZM85 245V246H84ZM93 247H92V246ZM124 245V246H123ZM188 247L190 248L191 245L187 244ZM15 246V247H14ZM26 246V248L24 247ZM28 246V247H27ZM33 246V247H32ZM57 248H56V247ZM61 246V247H60ZM91 246V247H90ZM97 246V247H96ZM113 246V248H112ZM123 246L122 249H125L124 251L123 250H120L121 252H118L116 254H114V251L116 252L118 250L119 247ZM127 246V247H125ZM10 247V248H9ZM48 247V248H47ZM87 247V250L85 249ZM114 247L116 248V250H113ZM32 248V250H31ZM37 248V249H36ZM53 248V252L50 250H52ZM60 248V249H59ZM65 248V249H64ZM69 248V249H68ZM80 248H83L82 251H80ZM106 249V251H104V249ZM109 248V249H108ZM188 248V249H189ZM12 251H11V250ZM22 249V250H21ZM44 249V250H43ZM46 249V250H45ZM57 249V250H55ZM67 249V250H66ZM71 249H74L71 251ZM99 249V250H98ZM111 250H113L112 252H109ZM10 250V251H9ZM14 250V251H13ZM30 250V251H29ZM60 250V251H59ZM62 250V251H61ZM76 250V251H75ZM101 251L102 254H105L106 257H108V259L105 257V255H100V252L98 253V251ZM103 250V251H102ZM190 250L191 248L188 250V254L186 253L185 255L183 256H180V257H184V263H187V264H193L192 262L195 261L196 257H193L190 255ZM9 251V252H8ZM26 251V252H25ZM43 251V252H42ZM58 251V252H57ZM68 251H70L68 253ZM96 253H94V252ZM156 251V250H155ZM8 254L7 255H2L3 254ZM12 252V253H11ZM33 252V253H32ZM41 252H42V255L45 254V256H41ZM63 252V253H62ZM66 252H67V255H66ZM74 252V253H72ZM90 252L92 254H90ZM40 257H39V255ZM56 253V254H55ZM72 253V254H71ZM94 253V255H93ZM98 253V254H97ZM108 253V254H106ZM11 254V255H10ZM13 254V255H12ZM65 254V255H63ZM71 255L72 257H70L69 255ZM97 254V255H96ZM111 254V255H110ZM118 254V255H117ZM20 255V256H19ZM37 255V256H36ZM48 255V256H47ZM96 255V258H94ZM100 259H99V256ZM114 255H116V260H115V257ZM191 256L189 258V256ZM9 256V258H7ZM11 256V257H10ZM31 256V258H30ZM34 256V257H33ZM62 256V257H60ZM118 256V257H117ZM121 256V257H120ZM188 256V257H187ZM38 259H37V258ZM42 257V258H41ZM64 257V258H63ZM70 257V258H68ZM76 257V258H75ZM79 257V258H78ZM98 257V258H97ZM104 257V258H103ZM111 259H110V258ZM114 257V258H113ZM180 257H177L176 258H180ZM4 258V259H3ZM21 258V259H20ZM29 258V259H28ZM36 258V259H35ZM40 258V260H39ZM54 258V257H53ZM59 258H63V261ZM68 259L67 261H64V259ZM94 258V259H93ZM102 258V259H101ZM175 258V259H176ZM186 258V259H185ZM188 258V260H187ZM17 259H19L20 261H18ZM56 259H58L56 261ZM65 259V260H66ZM75 259V260H73ZM81 262H77L78 261ZM82 259V260H81ZM110 259V260H109ZM35 260H37L35 262ZM54 260V261H53ZM61 260V261H59ZM71 260V261H70ZM99 260V261H98ZM119 260V262H118ZM171 260V259H169ZM167 259V261H163L162 264H169ZM29 261V262H28ZM56 261V262H55ZM92 261V263H91ZM98 261V262H97ZM103 261V262H102ZM106 261V262H105ZM108 261V262H107ZM125 263H124V262ZM25 262V263H24ZM27 262V263H26ZM33 262V263H31ZM87 262H84L85 264H88ZM95 262V263H94ZM102 262V263H101ZM118 262V263H116ZM0 263V264H2ZM83 263V264H84ZM174 261L171 262V264H173ZM46 264V263H44ZM62 264V263H61ZM110 264V263H109ZM161 264V262H160ZM175 264V263H174Z\"/></svg>",
    "mask_w": 264,
    "mask_h": 264
},
{
    "label": "snow or ice",
    "instance_id": "6c2138e0",
    "mask_svg": "<svg viewBox=\"0 0 264 264\" xmlns=\"http://www.w3.org/2000/svg\"><path fill=\"white\" fill-rule=\"evenodd\" d=\"M261 26L264 27V21L261 22Z\"/></svg>",
    "mask_w": 264,
    "mask_h": 264
}]
</instances>
